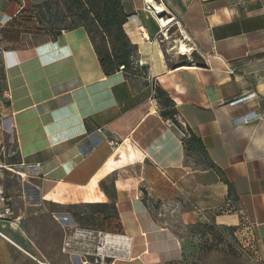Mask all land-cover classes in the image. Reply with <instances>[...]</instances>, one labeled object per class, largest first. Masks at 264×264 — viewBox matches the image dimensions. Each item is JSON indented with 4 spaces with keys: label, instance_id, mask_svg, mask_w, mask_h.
<instances>
[{
    "label": "crops",
    "instance_id": "obj_1",
    "mask_svg": "<svg viewBox=\"0 0 264 264\" xmlns=\"http://www.w3.org/2000/svg\"><path fill=\"white\" fill-rule=\"evenodd\" d=\"M154 2L123 1L137 59L105 76L83 28L19 32L28 0H0V121L42 200L63 203L72 188L85 204L113 199L118 219L97 233L129 264L190 252L198 264H264V0ZM157 88L175 125L161 117ZM190 136L202 149L184 147ZM125 152L133 161L119 167ZM8 225L0 264L17 248ZM213 228L235 229L237 241L200 238Z\"/></svg>",
    "mask_w": 264,
    "mask_h": 264
},
{
    "label": "rangeland",
    "instance_id": "obj_2",
    "mask_svg": "<svg viewBox=\"0 0 264 264\" xmlns=\"http://www.w3.org/2000/svg\"><path fill=\"white\" fill-rule=\"evenodd\" d=\"M42 2L43 0H28L24 7L26 13L22 16L40 12V18L45 23L41 27L44 29H62L70 25V20L61 18L64 10L60 2L55 4L56 0L47 1L50 3V16L42 12L45 7L40 9ZM29 22L30 28L40 26L37 25V19ZM48 22L50 23L47 24ZM135 58L133 54L131 60ZM2 89L0 81V94ZM16 156L18 151L15 135L12 129L6 130L0 121V186L10 200L13 213L8 225L12 231L8 230L6 233H9V237H16L13 241L17 247L10 252V264H129L124 252L113 253V243L97 233L100 225L97 221L115 216L113 199L109 198L108 207L96 209L90 204L82 203V191L72 188L69 189L71 197L63 203L44 201L36 191L37 180L31 169L21 168L19 165L9 168L7 165ZM128 161L132 163L133 158L125 152L119 167H124ZM0 232L3 231L0 229ZM188 261L192 263L191 255L188 256Z\"/></svg>",
    "mask_w": 264,
    "mask_h": 264
},
{
    "label": "trees",
    "instance_id": "obj_3",
    "mask_svg": "<svg viewBox=\"0 0 264 264\" xmlns=\"http://www.w3.org/2000/svg\"><path fill=\"white\" fill-rule=\"evenodd\" d=\"M48 0H43V4L40 6L45 7L43 9L44 15L49 14L50 3ZM124 0H56L55 4H62L64 15L61 17L63 20H70V25L66 28H49L44 29L43 26L45 23L42 21L41 14L30 13L27 16L25 15V9L20 10L17 17L14 19L13 23L20 29L19 32L24 31H34V33L45 34L55 37L62 30H72L76 28H83L90 40V43L94 49V52L97 56L99 65L105 74V76L114 75L119 71V67L123 66V72H129L132 70V64L137 59V49L133 45L124 31V25L127 23L128 15L123 10ZM23 15V16H22ZM23 17V18H22ZM37 19L40 26L36 28H30L31 24L29 21H35ZM48 22L47 24H49ZM40 27V28H39ZM133 54L136 56L135 59L131 60ZM4 79V70L2 64L0 65V81ZM155 97L160 104V114L164 121H170L174 125L176 124L175 115L176 110L169 99L168 95L161 89L155 90ZM186 141V140H185ZM184 141V147L187 143H194L202 149V146L199 140L195 139L193 136H190L187 142ZM21 163L20 156H16L13 160L7 164L9 168H13ZM96 209L108 207L107 203H97L90 204ZM113 210L115 216L112 219H118L117 211L113 204ZM111 219V220H112ZM110 220L105 219L104 221H97L101 227L103 222ZM102 222V223H101ZM236 230L228 228H213V230H205L200 234V238H203L209 234L215 237L217 244L221 243L224 238V234H228L232 241H237L235 233ZM192 246H194L192 244ZM202 250H209L212 247V244H208L207 241L196 244ZM191 255L190 252L188 255H183L179 261L170 262L168 264H198V261L192 259V263L188 261V256Z\"/></svg>",
    "mask_w": 264,
    "mask_h": 264
},
{
    "label": "built area",
    "instance_id": "obj_4",
    "mask_svg": "<svg viewBox=\"0 0 264 264\" xmlns=\"http://www.w3.org/2000/svg\"><path fill=\"white\" fill-rule=\"evenodd\" d=\"M119 71L123 72L124 67L120 66ZM96 132L98 134H102L101 129H98ZM107 142L111 148H113L116 145L111 140L107 141ZM20 166H24V165L20 164ZM12 215H13V213H12L11 206H10V200L6 197L3 188L0 186V222H10ZM246 230H247V228H246ZM0 236H2L1 233H0ZM68 241H70V238H68ZM98 255H100V254H98Z\"/></svg>",
    "mask_w": 264,
    "mask_h": 264
},
{
    "label": "bare ground",
    "instance_id": "obj_5",
    "mask_svg": "<svg viewBox=\"0 0 264 264\" xmlns=\"http://www.w3.org/2000/svg\"><path fill=\"white\" fill-rule=\"evenodd\" d=\"M155 0H147V2H149L150 4H154L155 2H154ZM157 12H159V13H161L162 11H161V9H157L156 10ZM159 15V14H158ZM163 26H167V25H169L170 24V21H171V19L170 20H163V19H161V20H158ZM188 42V41H187ZM175 49H177L178 50V52L180 53V54H182V55H184V54H186L187 52H188V48L183 44V43H180V44H178V46H177V48H175ZM116 147V145L113 147V148H115Z\"/></svg>",
    "mask_w": 264,
    "mask_h": 264
},
{
    "label": "water",
    "instance_id": "obj_6",
    "mask_svg": "<svg viewBox=\"0 0 264 264\" xmlns=\"http://www.w3.org/2000/svg\"><path fill=\"white\" fill-rule=\"evenodd\" d=\"M171 129L174 130L176 133H178L179 136H182V135L179 133L178 129L175 128V126H172Z\"/></svg>",
    "mask_w": 264,
    "mask_h": 264
}]
</instances>
